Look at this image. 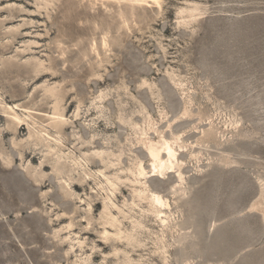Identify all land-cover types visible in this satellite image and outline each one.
Here are the masks:
<instances>
[{
	"label": "rangeland",
	"instance_id": "1",
	"mask_svg": "<svg viewBox=\"0 0 264 264\" xmlns=\"http://www.w3.org/2000/svg\"><path fill=\"white\" fill-rule=\"evenodd\" d=\"M0 105V264H264V0H0Z\"/></svg>",
	"mask_w": 264,
	"mask_h": 264
},
{
	"label": "bare ground",
	"instance_id": "2",
	"mask_svg": "<svg viewBox=\"0 0 264 264\" xmlns=\"http://www.w3.org/2000/svg\"><path fill=\"white\" fill-rule=\"evenodd\" d=\"M191 13V12H190ZM193 14V13H192ZM191 16V15H190ZM105 44V43H104ZM50 97H55L53 91L50 89ZM58 102H55L54 107H53V112L51 114V116H46L49 119V128L54 130L55 133H60L64 126L66 125L67 121L63 118L62 112H60V110L57 107ZM0 118L1 119H5V122L7 124L6 127V134L8 133H15L18 131V129L22 128L24 125L28 126L27 120L32 118V114L33 115H38V116H43V115H39V114H35V113H30L28 111H26L25 109L21 112H23L22 115H20L18 113V110L20 109L19 106L15 105L14 107L12 106H7V105H0ZM29 138L32 139V141L34 142L32 145L34 148H39L42 144H45L44 147L46 148L47 151V156H51L54 157L55 155L58 154V152H62L64 150L65 143L61 140H59L58 138H55L54 136H52L51 134H49L45 129H40L39 131H36L34 134H30ZM31 141V140H30ZM164 148V147H163ZM30 150L31 154L36 153L35 150L37 151V149H27V151ZM166 152V155L168 156V158L170 160H172L173 158V154H172V150L170 148L169 145H166V148L162 149ZM148 151L150 154V157L152 159V164H153V170L156 172H162L164 169V164L161 161L160 158V152L161 149L156 148L153 145L148 144ZM29 152V151H28ZM28 154L25 151V148H22V152L20 155L21 160H23V157H26ZM175 157V156H174ZM2 159L1 154H0V160ZM72 162H73V166H78L81 165V163H78V159L73 157L72 158ZM3 166H9L11 164L10 160H6V161H1ZM63 167L61 166L60 169H62ZM76 168V167H75ZM58 169V168H56ZM106 180L108 181V183L110 184V186L113 187V183H111L107 178ZM36 183L38 181H35ZM64 184H66L68 187L69 184L67 182H64ZM140 194H145V191H140ZM148 198H150L153 202L155 203H160V200L153 194H148L147 196ZM115 219H112V223H110V226H114ZM106 233V232H105ZM104 233V235H105ZM106 239V238H105Z\"/></svg>",
	"mask_w": 264,
	"mask_h": 264
}]
</instances>
